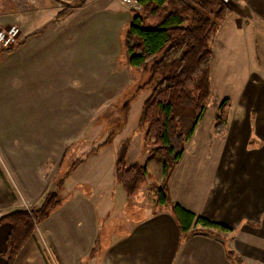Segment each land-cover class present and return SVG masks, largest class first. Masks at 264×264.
<instances>
[{
	"label": "crops",
	"instance_id": "obj_1",
	"mask_svg": "<svg viewBox=\"0 0 264 264\" xmlns=\"http://www.w3.org/2000/svg\"><path fill=\"white\" fill-rule=\"evenodd\" d=\"M115 1L122 8L117 9ZM228 1L232 12L221 27L243 36V43L235 44L251 45L258 59L253 75L260 85L251 81L238 103L250 86L259 118L239 119L236 132L229 134L228 113L225 134L214 132L219 148L200 136L201 120L187 143L168 182L171 202L230 229L192 235L181 233L170 206H155L148 214L127 220L123 230L111 229L109 222L121 205L118 192L123 189L127 196L115 180L120 149L113 152L107 181L104 163L91 171L103 148L88 156L107 137L95 140L98 144L86 152L78 148L89 121L97 123L101 111L94 102L79 98L85 89L94 93L88 91L92 84L85 75L108 73L91 72L90 62L115 58L117 28L121 32L125 28L124 49V36L134 17L128 5L122 0L2 1V13L19 15L16 21L22 23L26 43L10 53L0 50V216L39 206L55 188L51 183L56 182L69 147L75 146L70 154L80 158L70 165L77 163L60 192L61 205L34 228L14 264H264V0ZM67 8L70 14L59 19ZM225 29L222 39H230H223L228 46L234 41L227 29L223 35ZM230 101L229 110L235 104ZM62 109L80 113H74L70 122L63 116L66 113L52 119L50 112ZM52 127H60V134L53 135ZM129 154L130 149L126 157ZM202 157L209 159L206 167ZM186 167L189 171L182 173ZM97 173L100 180L94 179ZM124 205L123 212L128 210ZM11 230L10 223L0 225V264H7Z\"/></svg>",
	"mask_w": 264,
	"mask_h": 264
},
{
	"label": "trees",
	"instance_id": "obj_2",
	"mask_svg": "<svg viewBox=\"0 0 264 264\" xmlns=\"http://www.w3.org/2000/svg\"><path fill=\"white\" fill-rule=\"evenodd\" d=\"M138 2L141 10L133 12L134 17L123 43L128 64L148 71L149 76L124 103L122 123L112 127L106 141L93 149L88 156L113 144L123 125L127 123L132 102L141 92L151 90L141 117L144 149L149 157L144 164L136 162L128 166L126 154L121 155L115 166L116 182L123 186L130 199H134L153 181L151 171L154 169L157 176L150 191L152 201L160 209L171 207L182 234H214V230L229 232L228 227L172 203L168 182L206 112L212 95L213 41L221 24L231 14L232 6L228 0ZM70 12V8L64 9L57 17L65 18ZM25 43L26 39L20 41L16 47L2 50L10 53ZM230 105V99H225L218 108L214 125V132L218 136L227 131ZM76 165L74 163L56 180L55 188L45 194L39 206L0 216V225H12L7 239V264H14L17 253L34 228L61 205L60 192ZM196 225L201 228H196Z\"/></svg>",
	"mask_w": 264,
	"mask_h": 264
},
{
	"label": "rangeland",
	"instance_id": "obj_3",
	"mask_svg": "<svg viewBox=\"0 0 264 264\" xmlns=\"http://www.w3.org/2000/svg\"><path fill=\"white\" fill-rule=\"evenodd\" d=\"M2 1L3 0H0V4L2 3ZM114 4L116 5L117 9H120L123 6L118 1H115ZM128 7L131 9L130 5H128ZM0 14V20L4 25H9L15 22L17 17L19 16L15 13H2L1 11ZM20 25H22V23ZM227 27L228 26H224L223 28L220 27L213 41L214 59L211 68L212 95L209 99L206 112L202 118L199 128L200 136H204V138H206L208 141H206V143L208 145L210 143V145H212V148H214L215 145L217 148H219V143H217L218 141L216 142V135L214 134L213 127L218 113V108L225 99H231L233 104L235 103L234 106H232L233 108L230 109L231 111L228 110V113H231L229 134L236 132L235 124H237L239 119H243L247 122H255L257 118H259V112L254 108L256 104H253L250 98V86L248 87V93L244 95L241 104L238 103L241 95L240 93L245 89L246 86L250 85L251 81V85H260L258 81L259 79L256 77V75H253L257 72L258 66L256 53L252 50V46L249 44H235L236 41H240L243 43V36L241 38L239 34L237 35L236 33L230 31ZM225 28L227 29V32L232 36L234 41V43L229 44L228 46H225L223 41H227L230 39L228 37L223 38L224 40L222 39V31ZM226 29L223 32L224 36ZM124 32L125 28L122 30V32L119 31L118 28L116 30V40L118 43L117 49L119 51L118 53H116L115 58H113L114 61L111 56L106 59L104 57H99L98 61L90 62V67L92 69L91 72L108 71V73H86L85 75V79L89 77V81L92 84V87L89 88L92 90L88 89V91H92L94 93L89 94L87 92V89H85L83 97L81 94H79V98L80 100L83 98L84 103L87 104L89 102H94L93 105L97 104V106L101 108V111H99L100 115L97 119V123H94L95 120L93 121L92 119L91 121H89L88 127H86V136L82 138V140L84 139V142L78 144L80 146L78 148H80L81 151L84 150L86 152L92 147H95L98 144V142H96L98 139H105L106 137H108L112 127L120 125L122 123L124 117L122 107L124 103L134 95L137 87L142 85L149 76L148 71L133 68L128 64V55L123 48L121 50V38H123ZM23 39L24 33L22 31L20 41H22ZM129 85L130 88L128 87ZM150 96L151 90H146L140 93L139 96L132 102L127 120L128 123L123 125L121 132L118 133L117 138L114 141L115 145L102 149L100 154L101 157L98 158V160H100H94L97 162L94 163L95 166L92 167L91 171L96 169V165L98 163H104L105 174H103V179L106 178V180L108 181V177H110L111 175L110 170L113 154L117 153L118 148L120 149V154H126V156L129 153L130 149V154L128 155V157H126V163L128 165L135 162H138L140 164L145 163L148 152L146 149H144V127H142L141 125V117L144 110V104L150 98ZM50 113L52 119H55L58 113H66V115H62L67 118L68 122H70V118H74L73 114L77 113L78 115L80 112H76L75 110L71 109H67L66 111H64V109H62L60 111H51ZM87 113L88 110H85L84 115L86 116ZM57 119H60L59 116L57 117ZM98 123H100V125H98ZM96 124L98 125L97 127ZM51 130L53 135L60 134V127H52ZM63 131L64 130L62 129V133ZM208 139H210L211 141ZM53 144L55 143L52 141L51 146L54 147ZM74 147L75 146L69 147V153L63 161L59 173L56 175V180L62 177L65 171L70 168L72 161L77 159V157L73 156V154H70V151H72V148ZM112 148L113 151L111 150ZM208 156L209 155H207V157ZM79 159L80 158H78L77 161H79ZM207 161L209 162V159H205L202 157L203 167H206L205 162ZM202 162L200 163L202 164ZM186 171H189V167H186L182 173ZM199 171L201 170L199 169ZM151 172L153 173L152 179L153 181H155L157 174L155 173L154 169ZM202 172H204V170H202L201 173ZM101 177L102 175H100V173H97L94 176V179L100 180ZM153 181L151 180L149 184L145 186L141 190L139 195L134 199H130L129 197H127L124 190L120 187L118 188L117 191H120L121 189L123 191L118 192L117 195V197L119 198L117 202L121 205L117 207L118 209L115 215L109 222V224L113 225V228L111 229L116 230V232L123 230L127 227V220H132L139 216L146 215L151 210L155 209L154 202L152 201V194L150 192L152 191L151 187L153 185ZM51 184H53L54 186L55 182ZM120 195H122L121 198ZM124 204H126V208H128V210L125 209V212H123V208L125 207ZM34 206H32L29 210L33 209Z\"/></svg>",
	"mask_w": 264,
	"mask_h": 264
},
{
	"label": "built area",
	"instance_id": "obj_4",
	"mask_svg": "<svg viewBox=\"0 0 264 264\" xmlns=\"http://www.w3.org/2000/svg\"><path fill=\"white\" fill-rule=\"evenodd\" d=\"M124 3L130 5L133 12L141 10V6L138 0H122ZM22 34V28L19 21L11 23L9 25H2L0 23V50L11 49L16 47L20 42Z\"/></svg>",
	"mask_w": 264,
	"mask_h": 264
}]
</instances>
